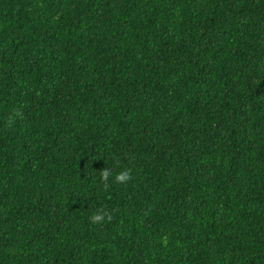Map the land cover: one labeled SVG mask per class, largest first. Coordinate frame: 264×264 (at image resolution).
<instances>
[{
    "label": "trees",
    "instance_id": "trees-1",
    "mask_svg": "<svg viewBox=\"0 0 264 264\" xmlns=\"http://www.w3.org/2000/svg\"><path fill=\"white\" fill-rule=\"evenodd\" d=\"M0 264H264V0H0Z\"/></svg>",
    "mask_w": 264,
    "mask_h": 264
},
{
    "label": "clouds",
    "instance_id": "clouds-1",
    "mask_svg": "<svg viewBox=\"0 0 264 264\" xmlns=\"http://www.w3.org/2000/svg\"><path fill=\"white\" fill-rule=\"evenodd\" d=\"M107 175V173H105V176ZM127 178V174L126 173H121V174H119L117 177H116V179L117 180H124V179H126ZM101 219V217L100 216H95V217H93V220L94 221H98V220H100Z\"/></svg>",
    "mask_w": 264,
    "mask_h": 264
}]
</instances>
